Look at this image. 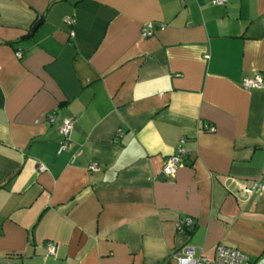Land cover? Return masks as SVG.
Returning a JSON list of instances; mask_svg holds the SVG:
<instances>
[{
  "label": "crops",
  "instance_id": "0c3cea01",
  "mask_svg": "<svg viewBox=\"0 0 264 264\" xmlns=\"http://www.w3.org/2000/svg\"><path fill=\"white\" fill-rule=\"evenodd\" d=\"M254 73L264 0H0V264H176L219 243L264 258V192L243 193L264 184Z\"/></svg>",
  "mask_w": 264,
  "mask_h": 264
},
{
  "label": "built area",
  "instance_id": "2783aa9c",
  "mask_svg": "<svg viewBox=\"0 0 264 264\" xmlns=\"http://www.w3.org/2000/svg\"><path fill=\"white\" fill-rule=\"evenodd\" d=\"M184 1V0H181ZM226 0H213L215 5H223ZM65 23L68 25L74 24V19L72 17H66ZM162 27V26H161ZM154 30L153 23L145 24L141 29L142 37H149ZM72 34V33H71ZM22 54L20 50L15 51V57L21 58ZM241 86L245 89H261L264 87V80L259 73H254L251 77L243 79L241 82ZM55 117L53 114H49L47 116V121L49 123L53 122ZM73 127V122L71 119L63 118L59 124V139L57 143V153H63L68 150L70 147V135ZM207 130L213 131L214 128L212 126H207ZM185 140L180 139L178 146L176 148L175 153L168 156L164 162L162 173L165 176H172L180 161L181 156L186 153L183 144ZM45 167L42 165L39 167L40 171H43ZM88 169L91 171H95L97 166L95 163H91L88 166ZM264 192V184L259 182H253L248 186L243 188V193L249 197L254 194ZM194 221L191 217H185L177 222L178 228H186L188 229L193 225ZM56 246L54 242L47 243V254L49 256L55 255ZM176 264H264V258L256 259L255 261H250L245 255H243L238 249L228 247L221 243L217 244L214 250V256L210 260L203 254L202 249H196L193 246H186L175 253Z\"/></svg>",
  "mask_w": 264,
  "mask_h": 264
},
{
  "label": "water",
  "instance_id": "95a60500",
  "mask_svg": "<svg viewBox=\"0 0 264 264\" xmlns=\"http://www.w3.org/2000/svg\"><path fill=\"white\" fill-rule=\"evenodd\" d=\"M38 24H39V23L35 24V25L32 27V29H31V31H30V34H32V33L34 32V30L37 28Z\"/></svg>",
  "mask_w": 264,
  "mask_h": 264
}]
</instances>
